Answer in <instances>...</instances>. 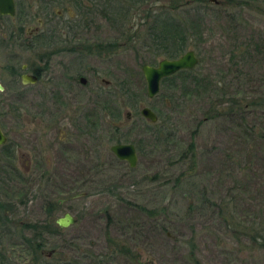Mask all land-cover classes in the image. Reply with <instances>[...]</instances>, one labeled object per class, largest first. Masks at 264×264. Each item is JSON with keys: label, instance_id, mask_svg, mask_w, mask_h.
Segmentation results:
<instances>
[{"label": "rangeland", "instance_id": "obj_1", "mask_svg": "<svg viewBox=\"0 0 264 264\" xmlns=\"http://www.w3.org/2000/svg\"><path fill=\"white\" fill-rule=\"evenodd\" d=\"M62 1L52 10H75ZM196 15L184 14L195 19L188 48L197 56L196 82L178 72L162 78L158 92L147 97L140 65L155 64L161 55L141 47L140 39L121 40L118 33L129 24L118 29L94 11L87 15L89 39H120V45L78 61L87 82L76 86L75 101L52 104L44 114L46 104L39 100L0 102V126L17 143L13 164L20 174L9 175L0 157V205L8 218L1 244L9 264L30 263L19 243V233H29L24 223L54 222L64 211L75 221L45 236V258L74 264H264V252L250 237L257 221L264 225V0H208L200 19ZM11 49L18 53L14 62L24 57L21 47ZM118 79L128 80L142 98L126 102ZM141 105L155 112L160 133L145 125ZM30 113L40 117L27 130ZM80 114L90 121L86 133L74 126ZM112 134L134 143L133 166L109 150Z\"/></svg>", "mask_w": 264, "mask_h": 264}, {"label": "flooded vegetation", "instance_id": "obj_2", "mask_svg": "<svg viewBox=\"0 0 264 264\" xmlns=\"http://www.w3.org/2000/svg\"><path fill=\"white\" fill-rule=\"evenodd\" d=\"M68 1L73 5L75 3L74 0ZM12 2V14L0 13L2 30L0 31V53L4 49L6 51L5 62H0V94L5 93L4 97L0 96V102L33 103L39 100L46 104L43 114L48 113L47 109H50L52 104H55L53 108H56V105L60 103H72L76 98V86L86 85L87 82V79L78 72V61L84 58L87 60L94 53L108 54L113 49H94V41L86 35L91 21L85 12L82 9L79 12L76 6L75 10L72 9L65 15L60 6L52 10V6L55 3H62V0H12ZM32 20L35 21L34 24L31 23ZM16 46L21 47L25 52L24 57L18 62H14L13 59L18 53L15 54V51L11 49ZM101 81L103 84L108 82L105 78H101ZM11 85L18 88L11 90L9 88ZM30 115L25 122L27 130L29 126L35 125L33 121L38 122L40 117H34L33 113ZM82 116L80 114L77 118L78 125L74 126L80 133H86L89 130L90 121ZM124 117L129 115L126 116L124 113ZM56 120L58 123L62 122L61 117H57ZM124 122L125 119L119 124H113V130L117 131ZM0 129L5 135V140L0 143L2 163L12 165L17 143L9 142L6 131L1 126ZM32 135L34 133L31 130L26 136L28 147L33 145L34 136ZM110 141L111 143L125 142L121 139ZM62 200L59 198L55 202ZM138 264L142 263L138 262Z\"/></svg>", "mask_w": 264, "mask_h": 264}, {"label": "trees", "instance_id": "obj_3", "mask_svg": "<svg viewBox=\"0 0 264 264\" xmlns=\"http://www.w3.org/2000/svg\"><path fill=\"white\" fill-rule=\"evenodd\" d=\"M74 6L80 12L81 9L86 15L97 12L104 17L112 26L129 24L125 28L120 29L119 36L125 42L140 39L141 47L149 50L153 55H161V57H175L182 53L192 45L193 33L192 27L195 19L189 20L184 14L192 10L197 13L196 19H200L198 12L201 7L207 5L208 0H74ZM91 6V7H90ZM134 17L137 20L133 21ZM135 26L131 28L133 25ZM119 29V28H118ZM120 39H114L106 42H94V49H112L120 45ZM182 72L187 78L193 82L198 80L196 73H192V68L179 69L171 75L163 77L168 80L175 73ZM117 87L119 94L122 95L126 102L142 98L139 91H135L128 80L118 79ZM145 125L153 129L155 134L162 130V126L156 121L150 122L146 118H142ZM118 131V129H117ZM115 133V132H114ZM156 140L159 138L155 136ZM110 139L120 140L119 135L112 134ZM187 150L191 152L192 143L189 142ZM5 153H9L4 151ZM9 156V155H7ZM192 162V154L188 155ZM9 175L20 177L19 172L12 165H6ZM51 203V202H50ZM51 206H47V211H51ZM4 220H8L2 212L0 205V264H9L8 256L2 248L1 239L8 229L3 228ZM257 221L250 229V237L255 242V246L264 252V225ZM24 227L29 230L28 234L19 233V243L30 253L29 264H74L71 261L53 260L43 257L41 247L45 242V236L55 232L59 227L51 220L43 222H26Z\"/></svg>", "mask_w": 264, "mask_h": 264}, {"label": "water", "instance_id": "obj_4", "mask_svg": "<svg viewBox=\"0 0 264 264\" xmlns=\"http://www.w3.org/2000/svg\"><path fill=\"white\" fill-rule=\"evenodd\" d=\"M216 1V0H213ZM13 13L12 0H0V13ZM197 63V56L193 49L187 48L182 53L175 57H160L155 64L142 63L140 71L145 82V93L147 97L154 96L159 90L160 80L168 75H171L179 69L192 68ZM83 80V78H81ZM139 114L148 119L150 122L156 121L155 112L147 105H141ZM125 115H129V111H125ZM5 140V135L0 129V143ZM109 150L113 155L120 160H125L129 166H133L136 162V150L134 144L130 141L115 142L109 145ZM81 193H77L79 195ZM75 221L74 217L64 211L61 215L55 218V223L63 227Z\"/></svg>", "mask_w": 264, "mask_h": 264}]
</instances>
